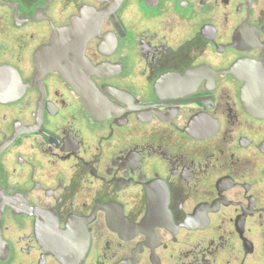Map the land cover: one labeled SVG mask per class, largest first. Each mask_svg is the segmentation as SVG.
Listing matches in <instances>:
<instances>
[{"label":"flooded vegetation","instance_id":"obj_1","mask_svg":"<svg viewBox=\"0 0 264 264\" xmlns=\"http://www.w3.org/2000/svg\"><path fill=\"white\" fill-rule=\"evenodd\" d=\"M0 264H264V0H0Z\"/></svg>","mask_w":264,"mask_h":264}]
</instances>
